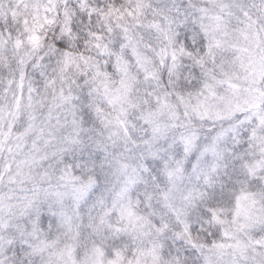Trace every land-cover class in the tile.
Instances as JSON below:
<instances>
[{"label": "clouds", "instance_id": "clouds-1", "mask_svg": "<svg viewBox=\"0 0 264 264\" xmlns=\"http://www.w3.org/2000/svg\"><path fill=\"white\" fill-rule=\"evenodd\" d=\"M0 264H264V0H0Z\"/></svg>", "mask_w": 264, "mask_h": 264}]
</instances>
